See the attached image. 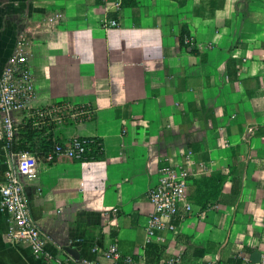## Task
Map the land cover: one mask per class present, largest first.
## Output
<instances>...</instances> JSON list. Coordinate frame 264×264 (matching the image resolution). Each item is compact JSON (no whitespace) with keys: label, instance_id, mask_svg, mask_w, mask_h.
<instances>
[{"label":"crops","instance_id":"crops-1","mask_svg":"<svg viewBox=\"0 0 264 264\" xmlns=\"http://www.w3.org/2000/svg\"><path fill=\"white\" fill-rule=\"evenodd\" d=\"M106 17L118 24L104 28ZM20 34L33 76L29 105L93 109L48 136L98 137L105 153L36 159L25 190L48 251L71 241L83 257L115 242L145 260L152 242L163 248L158 262L264 258V0H127L117 13L104 0H0V71ZM186 154L191 212L149 236L147 190L162 165ZM7 166L0 141V183ZM7 229L0 209V264H54L11 244Z\"/></svg>","mask_w":264,"mask_h":264},{"label":"built area","instance_id":"built-area-1","mask_svg":"<svg viewBox=\"0 0 264 264\" xmlns=\"http://www.w3.org/2000/svg\"><path fill=\"white\" fill-rule=\"evenodd\" d=\"M106 12L117 13L123 7V0H104ZM116 18L106 17L102 21L104 28L116 26ZM183 43H191V37L185 35ZM28 41L24 34L17 38L13 53H11L0 71V141L8 155V166L4 171V179L0 183V209L8 221L7 239L13 245L30 249L36 256H43L54 264H148L144 259L131 254L122 253L117 244L112 242L107 247L93 246L90 256L74 258L65 251L64 245H57L56 252L51 253L47 245L51 242L49 236L38 225L31 214L25 186L35 174L33 165L36 157L31 151L11 150L17 141L20 124L30 121L35 128L43 124L60 123L68 116H75L77 122L91 119L93 109L89 105H76L69 101H58L41 107H31L33 98V76L28 64ZM26 111L24 120L19 123L15 114ZM86 142L76 137L66 142H54L45 151L42 159L53 161L58 154L79 159L86 148ZM191 163L188 155L176 163H166L161 166L158 181L146 193L152 211L147 220L146 230L149 236L156 231L174 230L175 221H181L191 212L192 203L188 195V179L191 177ZM115 209H113L114 211ZM65 246L72 247L69 241ZM157 264H183L179 254L166 257ZM208 264H227L210 262ZM237 264V263H231ZM238 264H264V258L257 262L248 260Z\"/></svg>","mask_w":264,"mask_h":264},{"label":"trees","instance_id":"trees-1","mask_svg":"<svg viewBox=\"0 0 264 264\" xmlns=\"http://www.w3.org/2000/svg\"><path fill=\"white\" fill-rule=\"evenodd\" d=\"M126 1L127 0H123V5L126 3ZM38 137L39 135L36 134L35 127H32L30 121L22 123L21 129L17 132V141L12 145L11 150L14 152L37 150L38 156L42 158L45 151L49 150L53 146L54 142H62L60 140H52L49 136H44L41 138L40 143L37 144L36 138ZM75 137L80 140H84L87 143L85 150L81 153V157L79 159H75L63 154H58L51 162L59 159H67L71 161H96L104 159L105 153L101 138L80 136ZM29 141L31 142L30 146L34 148L33 150H30V148L27 147V142ZM162 251L163 248L160 245L152 242L146 243L144 247L145 261L148 264H157Z\"/></svg>","mask_w":264,"mask_h":264},{"label":"rangeland","instance_id":"rangeland-1","mask_svg":"<svg viewBox=\"0 0 264 264\" xmlns=\"http://www.w3.org/2000/svg\"><path fill=\"white\" fill-rule=\"evenodd\" d=\"M74 104V103H73ZM75 122H77V120H76V118H75V116H68L67 118H65V119H63L60 123H52V124H43V126L42 127H47V128H44L42 131L41 130H39V129H41L42 127H40V128H35V131H36V134L37 135H39V137L38 138H36V141H37V144H39L40 143V141H41V138L42 137H44V136H48V134L47 133H51L52 132V128L53 127H56L54 130L56 131L57 129L59 130V128H62V127H64L65 125H68V124H74ZM23 123V122H22ZM53 125V127H51ZM61 125V126H60ZM21 126H22V124H20V126L18 127V131L21 129ZM33 127V126H32ZM53 130V131H54ZM43 131H45V133L43 134ZM57 137L58 138H60V133H57ZM34 140H35V138H34ZM55 140H57V139H55ZM30 144H31V142L29 141V142H27V147H29L30 148V150H33L34 148L32 147V146H30ZM36 157H39L38 156V152H37V150H33V151H31Z\"/></svg>","mask_w":264,"mask_h":264},{"label":"water","instance_id":"water-1","mask_svg":"<svg viewBox=\"0 0 264 264\" xmlns=\"http://www.w3.org/2000/svg\"><path fill=\"white\" fill-rule=\"evenodd\" d=\"M64 249L66 252H68L69 254H71L74 258H79V252L77 251L76 248L74 247H69V246H64Z\"/></svg>","mask_w":264,"mask_h":264}]
</instances>
